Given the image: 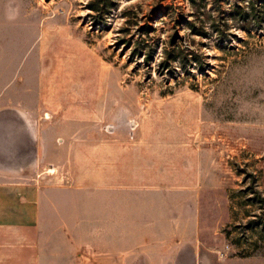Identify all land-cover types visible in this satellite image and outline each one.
Returning a JSON list of instances; mask_svg holds the SVG:
<instances>
[{"label": "rangeland", "instance_id": "374dc122", "mask_svg": "<svg viewBox=\"0 0 264 264\" xmlns=\"http://www.w3.org/2000/svg\"><path fill=\"white\" fill-rule=\"evenodd\" d=\"M93 1L0 0L2 100L193 146L204 248L264 264V0Z\"/></svg>", "mask_w": 264, "mask_h": 264}, {"label": "crops", "instance_id": "0c3cea01", "mask_svg": "<svg viewBox=\"0 0 264 264\" xmlns=\"http://www.w3.org/2000/svg\"><path fill=\"white\" fill-rule=\"evenodd\" d=\"M2 94L0 264H228L204 248L193 146L84 136L75 106Z\"/></svg>", "mask_w": 264, "mask_h": 264}, {"label": "trees", "instance_id": "16d2710c", "mask_svg": "<svg viewBox=\"0 0 264 264\" xmlns=\"http://www.w3.org/2000/svg\"><path fill=\"white\" fill-rule=\"evenodd\" d=\"M190 2L196 8H200L202 4L204 6L203 2H205V0H201V3L200 2L198 3L197 0H190ZM91 8L93 11H95L99 15L103 16L105 14V11L108 10V5H107V3H105L101 0H95L91 3ZM198 32H201V31H198ZM182 53H183L182 50L178 51L177 54H175L173 57H171V61H178V60L184 59V56H186V55L183 56ZM190 60L192 61V59H189V61Z\"/></svg>", "mask_w": 264, "mask_h": 264}]
</instances>
